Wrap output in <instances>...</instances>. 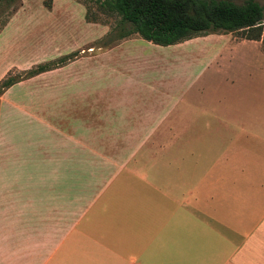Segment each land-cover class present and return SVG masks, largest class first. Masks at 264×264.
I'll list each match as a JSON object with an SVG mask.
<instances>
[{"label": "crops", "instance_id": "1", "mask_svg": "<svg viewBox=\"0 0 264 264\" xmlns=\"http://www.w3.org/2000/svg\"><path fill=\"white\" fill-rule=\"evenodd\" d=\"M21 8L0 30V78L31 64L16 58ZM261 44L231 33L168 45L122 38L96 56L119 51L114 73L142 77L135 93L160 104L140 113L139 103L83 98L64 130L51 97L63 86L74 93L73 61L6 88L0 264H264ZM44 73L65 80L49 98ZM203 73L208 86L197 84Z\"/></svg>", "mask_w": 264, "mask_h": 264}, {"label": "rangeland", "instance_id": "2", "mask_svg": "<svg viewBox=\"0 0 264 264\" xmlns=\"http://www.w3.org/2000/svg\"><path fill=\"white\" fill-rule=\"evenodd\" d=\"M99 0H2L0 1V30L1 25L6 22L9 17L20 7V13L23 15V25L21 34H17L14 39L21 37L20 45L16 53L17 59H29L24 62L30 67L38 63H44L49 60L58 58L63 55H69V60L73 61L69 70H72L74 89L66 91V87L60 82V78H53L49 73H44L39 76L38 85L42 87L40 96L49 98L50 85L57 87L63 86L64 90H53L52 94V114L50 118L62 130L66 129L67 123H70L74 118L80 117V109L77 110L78 103H82L83 98L89 99L92 102L110 103L121 105L126 109L128 105H136L139 103L140 113L142 108H149L153 105H159L160 101L156 94H136L134 88L144 81L142 77H138L136 73H114V62L120 56L119 51L110 52L108 54L99 53L104 49L100 47L102 37L114 25L116 17L113 14L104 12L99 8ZM236 4H240L245 0H231ZM258 4L264 6V0H254ZM86 15V17H85ZM262 25H264V20ZM227 34V33H222ZM232 36L239 37L238 32H232ZM10 36V35H9ZM8 36V37H9ZM14 36V35H13ZM127 37H138L137 34H130ZM120 40V39H119ZM117 40L116 42H118ZM264 50V43L261 44ZM13 52H15L13 50ZM82 56L85 59H82ZM84 61V62H83ZM66 63V62H64ZM82 63L84 66L88 63L90 73H84V78L81 77ZM105 65L107 71H99L102 65ZM25 68V69H28ZM98 68V70H97ZM25 69H11L9 75H17ZM65 73V69L62 70ZM76 74V76H74ZM79 76V77H78ZM205 85L209 84L207 73H203L197 83ZM88 88L93 93L82 92V87ZM69 88H72L71 85ZM87 89V90H88ZM98 89V90H97ZM133 90V93H131ZM63 91V99L60 98ZM93 94V95H92ZM96 94V95H95ZM73 95V97H71ZM25 100V99H24ZM43 101V100H42ZM61 101L63 103H61ZM73 104L71 108L69 105ZM73 102V103H72ZM68 105L70 106H67ZM63 104L61 108L59 105ZM57 105V109L54 106ZM80 108V107H79ZM57 126V127H58ZM45 132L41 131L44 135ZM18 136V134L16 135ZM42 137V136H41ZM14 160L11 158L10 161ZM28 161V160H26ZM13 168L14 166H9Z\"/></svg>", "mask_w": 264, "mask_h": 264}, {"label": "trees", "instance_id": "3", "mask_svg": "<svg viewBox=\"0 0 264 264\" xmlns=\"http://www.w3.org/2000/svg\"><path fill=\"white\" fill-rule=\"evenodd\" d=\"M2 1V0H0ZM99 8L116 17L100 47H110L130 34L157 45H168L209 33L238 32L239 37L264 43V6L254 0H99ZM86 17V15H85ZM5 24L1 25V27ZM63 55L38 63L17 75L0 78V94L12 84L55 68L69 59Z\"/></svg>", "mask_w": 264, "mask_h": 264}]
</instances>
